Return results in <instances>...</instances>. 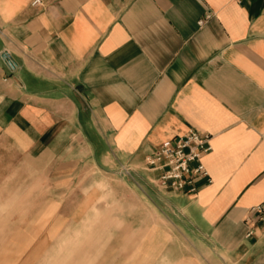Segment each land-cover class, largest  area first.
Instances as JSON below:
<instances>
[{
	"label": "crops",
	"instance_id": "0c3cea01",
	"mask_svg": "<svg viewBox=\"0 0 264 264\" xmlns=\"http://www.w3.org/2000/svg\"><path fill=\"white\" fill-rule=\"evenodd\" d=\"M34 1L0 0L10 226L99 178L150 180L145 158L196 131L211 183L146 193L148 264H264V0Z\"/></svg>",
	"mask_w": 264,
	"mask_h": 264
},
{
	"label": "rangeland",
	"instance_id": "374dc122",
	"mask_svg": "<svg viewBox=\"0 0 264 264\" xmlns=\"http://www.w3.org/2000/svg\"><path fill=\"white\" fill-rule=\"evenodd\" d=\"M113 179L62 195L55 206L46 197L48 210L27 213L29 227L10 226L21 212H0V264H148L149 235L136 216L148 219L146 193L156 187L145 177Z\"/></svg>",
	"mask_w": 264,
	"mask_h": 264
},
{
	"label": "built area",
	"instance_id": "2783aa9c",
	"mask_svg": "<svg viewBox=\"0 0 264 264\" xmlns=\"http://www.w3.org/2000/svg\"><path fill=\"white\" fill-rule=\"evenodd\" d=\"M35 0L33 5H39ZM210 136L189 131L176 137L145 158V167L149 173H157L149 182L157 188L175 193L195 194L198 182L211 183V178L203 164V158L211 152ZM257 222L264 226V202L251 209ZM252 233L249 232L248 236Z\"/></svg>",
	"mask_w": 264,
	"mask_h": 264
},
{
	"label": "water",
	"instance_id": "95a60500",
	"mask_svg": "<svg viewBox=\"0 0 264 264\" xmlns=\"http://www.w3.org/2000/svg\"><path fill=\"white\" fill-rule=\"evenodd\" d=\"M1 58L4 59V60H6L9 64L12 65V61L8 58V56H7L6 53H3V54L1 55Z\"/></svg>",
	"mask_w": 264,
	"mask_h": 264
}]
</instances>
